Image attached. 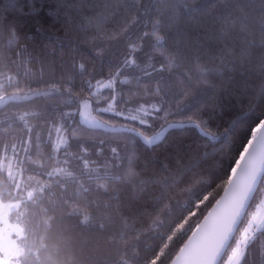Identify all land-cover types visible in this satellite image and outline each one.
I'll list each match as a JSON object with an SVG mask.
<instances>
[{"label": "trees", "instance_id": "16d2710c", "mask_svg": "<svg viewBox=\"0 0 264 264\" xmlns=\"http://www.w3.org/2000/svg\"><path fill=\"white\" fill-rule=\"evenodd\" d=\"M11 95L0 198L21 202L18 264H167L264 118V0H0ZM86 98L112 127L81 121ZM239 264H264V227Z\"/></svg>", "mask_w": 264, "mask_h": 264}, {"label": "water", "instance_id": "95a60500", "mask_svg": "<svg viewBox=\"0 0 264 264\" xmlns=\"http://www.w3.org/2000/svg\"><path fill=\"white\" fill-rule=\"evenodd\" d=\"M264 128V118L257 128L253 131V135L242 151L231 176L225 185L222 193L208 209L200 222L193 228L187 239L180 246L178 251L167 264H174L178 256H181V250L192 237V233L197 232L198 227L205 224L209 217H215L216 212L224 209L225 219L221 226L217 229L213 237L210 254L213 256L211 264H221L229 246L236 236L249 208L258 191V188L264 177V154H261L259 141L253 143L257 136L262 135L258 129ZM247 153V157H245ZM243 161V164H241ZM239 166V170L236 171ZM259 169L255 183L250 182V176L256 169ZM235 176V179L233 178ZM217 201L221 204L218 205Z\"/></svg>", "mask_w": 264, "mask_h": 264}, {"label": "rangeland", "instance_id": "374dc122", "mask_svg": "<svg viewBox=\"0 0 264 264\" xmlns=\"http://www.w3.org/2000/svg\"><path fill=\"white\" fill-rule=\"evenodd\" d=\"M10 97H16V95L0 97V105ZM80 119L83 123L90 126L112 127L111 124L94 114L92 103L89 98L81 101ZM167 127L168 126L163 127L156 134L143 136L144 140H146V137L151 138L153 136L160 138ZM20 203L18 199L3 200L0 198V264H6L7 261H10L11 264H18V261L15 260V257H17L21 251L18 238L23 235L24 229L22 224L15 220L14 212L20 207ZM263 227L264 185L259 191L253 206L249 209L247 219L240 228L229 253L221 264H239L249 240ZM238 250L241 253L240 256H237Z\"/></svg>", "mask_w": 264, "mask_h": 264}, {"label": "snow or ice", "instance_id": "6c2138e0", "mask_svg": "<svg viewBox=\"0 0 264 264\" xmlns=\"http://www.w3.org/2000/svg\"><path fill=\"white\" fill-rule=\"evenodd\" d=\"M81 69H83V65H80ZM258 131L262 134L257 136L253 143H257L259 141L261 154H264V128L258 129ZM207 135V133H205ZM159 139L157 136H153L151 138L146 137V140L149 144L155 143V141ZM247 153H245V157H247ZM243 164V161H241ZM239 170V166L237 167L236 171ZM259 169L257 168L255 172L252 173L250 176V182L255 183ZM235 179V176H233ZM217 204L220 205L221 202L217 201ZM216 212L215 217H209V220L205 222L204 225L198 227L197 232L192 233L191 239H189L188 243L184 246L181 250V256H178L174 264H211L212 255L211 247L213 242L214 234L216 233L217 229L223 223L225 216H224V209H220ZM187 223V222H186ZM184 225H180V229H183ZM191 228V226H190ZM189 228V230H190ZM167 247V245H165ZM163 255V252H161ZM241 253L239 250L237 251V256H240ZM160 256H156L155 259L150 260L147 264H157V261L160 260ZM6 264H11L10 261H7Z\"/></svg>", "mask_w": 264, "mask_h": 264}]
</instances>
